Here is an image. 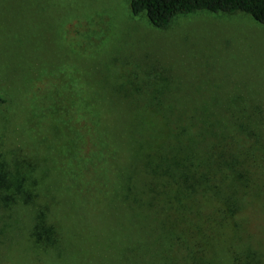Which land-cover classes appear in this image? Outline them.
Instances as JSON below:
<instances>
[{"label": "rangeland", "instance_id": "rangeland-1", "mask_svg": "<svg viewBox=\"0 0 264 264\" xmlns=\"http://www.w3.org/2000/svg\"><path fill=\"white\" fill-rule=\"evenodd\" d=\"M75 81L77 96L98 95L94 111H116L140 159L178 144L226 162L199 174L264 177V25L251 16L199 12L158 29L129 0H0V264H264V200L245 204L239 183L184 197L142 165L139 186L103 194L62 175L56 127ZM38 176L61 187L6 188Z\"/></svg>", "mask_w": 264, "mask_h": 264}, {"label": "trees", "instance_id": "trees-1", "mask_svg": "<svg viewBox=\"0 0 264 264\" xmlns=\"http://www.w3.org/2000/svg\"><path fill=\"white\" fill-rule=\"evenodd\" d=\"M130 11L133 16L138 17L145 14L150 22V24L158 29H167L171 23L180 16L192 15L199 12L208 13H223V14H235L244 13L251 16L256 22L264 25V0H129ZM71 89V99L67 104V118L68 120L61 119L57 122L56 139L58 144L61 146L56 149V159L59 162H63L67 159L66 151L70 153L69 162L62 163L63 170L65 168V173L62 175L67 177L76 176L82 184L85 180V185L88 188L95 187L104 189L103 194H108L117 189L123 182L122 186L128 189H133L139 186L138 181L133 180V175L135 171H139V166L142 167L144 172L150 174H163L172 183H176L178 187L184 190L182 196L187 197L195 189L206 185V182L213 180V189L221 190L223 189V183H227L231 190L232 186L236 183L241 184V189L239 190L242 194L244 203L247 202L254 205V200H258L260 197L264 200V192L261 191L264 187V177L251 176L246 172L238 171L236 166L230 168L233 176H228L226 173H221L218 177H213L211 173L199 174L198 169L202 168L204 165L210 164H223L226 163L225 160L220 158H214L207 153H203L199 158L191 157L190 155H185L183 150L178 144L173 145L170 150L156 151L145 153L143 159L136 156L135 152H132L131 146L128 142V137L124 130L117 126V119H120L115 112H99L94 111L89 105L95 103L98 100V95L96 92L94 94L85 93L82 97L77 96L74 86L75 82L66 83ZM88 88L86 84L85 88ZM61 88L54 89V94H58ZM75 98V99H74ZM82 101L86 104L87 111L84 115L82 113L85 110H80L76 106V101ZM89 100V101H88ZM83 107V105L81 104ZM135 120L142 119L143 117L149 116L148 114H140L134 112ZM148 113V112H144ZM150 115H155V112H150ZM186 115L188 119H192L191 115ZM157 116V115H156ZM60 117V115H57ZM78 118L83 122L80 124ZM84 125V126H83ZM83 126L84 131L80 133L78 128ZM63 128L66 129L64 132ZM139 135V133H138ZM148 139L146 142H141L140 147H145L149 150L152 146L156 135H147ZM140 137V135H139ZM158 139V138H156ZM179 142V141H178ZM84 145L81 148V146ZM169 146L171 144L169 143ZM175 149V150H174ZM175 152V155L173 154ZM180 153L177 155V153ZM69 157V156H68ZM59 158V160H58ZM77 158V161L74 159ZM254 160L248 161L247 159L239 160L237 165L246 166V164H253L256 166L258 162H253ZM204 164V165H203ZM88 175V178L81 177L78 174L80 172ZM92 175V177H91ZM40 177V178H39ZM37 181L32 180L30 184H21L22 180L16 181V185H7L6 188L15 187L16 189H25L28 187L30 190L37 188L38 190L49 187V186H59L57 179L48 182V179L44 176H38ZM6 174L0 177V182H6ZM71 182V181H70ZM6 184V183H5ZM95 184V185H93ZM2 186V184H1ZM11 186V187H10ZM167 186L172 187L171 183ZM82 187V186H78ZM70 189V188H68ZM234 190V189H233ZM28 191L27 193H30ZM133 192V191H132ZM140 193H138L139 195ZM132 196V193L127 195ZM110 198V196H107ZM233 198V197H232ZM132 199H139L132 197ZM234 200V198H233ZM230 201H232L230 199ZM243 204V203H242ZM245 207V205L243 206ZM40 222L37 223V227L42 226V230L38 233L49 237L52 234L51 228L44 227L42 216H40Z\"/></svg>", "mask_w": 264, "mask_h": 264}]
</instances>
